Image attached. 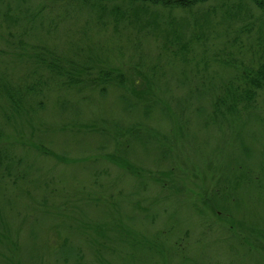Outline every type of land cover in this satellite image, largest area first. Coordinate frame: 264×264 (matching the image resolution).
I'll list each match as a JSON object with an SVG mask.
<instances>
[{"label": "rangeland", "instance_id": "1", "mask_svg": "<svg viewBox=\"0 0 264 264\" xmlns=\"http://www.w3.org/2000/svg\"><path fill=\"white\" fill-rule=\"evenodd\" d=\"M143 1L156 26L114 29L70 0H0V78L22 93L19 112L0 95V264H264V89L209 120L237 75L222 60L264 53V11ZM36 51L125 87L74 88Z\"/></svg>", "mask_w": 264, "mask_h": 264}, {"label": "trees", "instance_id": "2", "mask_svg": "<svg viewBox=\"0 0 264 264\" xmlns=\"http://www.w3.org/2000/svg\"><path fill=\"white\" fill-rule=\"evenodd\" d=\"M74 2L78 7L88 9L90 15L95 18L96 23L103 24L106 22H111L114 25V29L124 23L125 26L130 25H155L154 21L145 22L143 20L149 11L145 6L146 2L143 0H70ZM116 1H122L124 5L115 6ZM207 0H154V4L162 5L163 7H178L182 9H189L190 7L198 4L204 3ZM254 2L261 10L264 11V0H251ZM113 3V5H112ZM128 5V6H127ZM231 11H226V17L231 18ZM149 18V16H148ZM147 18V19H148ZM147 23V24H146ZM171 24V23H170ZM262 37V34H261ZM263 39H261L262 41ZM51 52L50 50H48ZM227 52L224 51L223 53ZM221 53V54H223ZM26 54V53H25ZM24 55V54H23ZM23 55L20 56V58ZM29 60H33L31 64H36L37 67H46L50 72L54 73L58 78L65 81V83L71 85L74 88L81 89L85 84H89L91 88H100L102 93H106L108 85L118 84L119 87H125L126 76L121 72H116L113 70L100 69L97 76L84 81L79 74H87L85 76L91 77V71L88 70L89 67L84 66L80 69L75 65H63L60 60L56 57L49 59L46 55V51L35 52L32 55L26 54ZM175 55H178L176 53ZM216 58H224L223 56L217 55ZM256 66H248L241 63L240 66L232 64L230 61L226 60L222 63L231 69L234 68L237 75L230 80L227 84L223 86L220 94L218 95L216 101L214 102V110L211 117H209L210 122H217L220 117H226L228 115H239V111L249 112L254 109L257 103V98L259 92L264 89V53L258 56L256 60ZM30 64V65H31ZM36 70L32 71L33 80L32 84H28L24 90L27 93H36L40 86V77L35 75ZM83 77V76H82ZM32 79V78H31ZM10 87L0 78V95L4 93L5 97L12 104L11 107L15 112H19L21 107V97L22 93L17 90L16 94L14 88ZM12 113V112H11ZM17 114V113H16Z\"/></svg>", "mask_w": 264, "mask_h": 264}]
</instances>
